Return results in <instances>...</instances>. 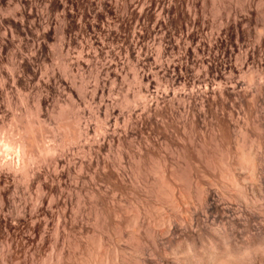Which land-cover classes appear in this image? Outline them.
<instances>
[{"label":"rangeland","instance_id":"rangeland-1","mask_svg":"<svg viewBox=\"0 0 264 264\" xmlns=\"http://www.w3.org/2000/svg\"><path fill=\"white\" fill-rule=\"evenodd\" d=\"M206 1L203 0L202 4L200 0L203 6L199 4V14L206 25L204 31L198 30L197 37L201 33L199 38L211 39L214 46L210 51L199 52L198 55L191 52V56H186L183 49L171 51L168 47L169 52L159 57L156 49L158 43L151 42V58L148 57L149 62L145 60L140 67L151 74L154 83L150 86L135 77V71H132L133 57L124 50H118L117 45L123 43L122 40L106 39L107 48H104L103 53L99 51L96 54L92 36L86 35L81 41L82 47L80 43L73 45L67 55L65 49L60 53V29L53 32L55 34L49 42L53 52L46 59L38 61L41 69L46 67L47 71L59 70L63 75L65 68L77 72L83 67V78L89 80L90 88L100 69L102 80L105 86L108 85L104 91L105 104L100 119L106 118V103L109 104L112 99L116 100L114 103L118 102L113 103L114 107L117 106V124L114 121L109 123H112L111 126L107 123L99 141L95 142L94 139L89 143L91 146L86 145L88 149L84 161L93 160L96 147L102 148L101 161L110 164L112 170L108 169L115 175L112 181L121 190L118 192L117 189V199H112L109 190L111 184L105 182L107 185L103 186L104 183H101V202L104 201L102 207L105 209L101 216V228H89L84 212L76 224H86L87 227L83 229L87 232L83 230L82 233L77 229L80 226H77L76 232L79 234L75 232L70 235L82 237V234L85 237L86 233L83 239L87 238L88 241L83 245L54 246V243H47L30 249L26 246L24 249L28 248V252L24 251L27 258L20 264H114L121 260L129 248H132L131 264H264V0ZM42 5L40 9L44 8ZM228 20L232 26L229 25L226 31L224 25ZM184 42L187 40H182V45H185ZM152 43L155 44L152 46ZM82 48L85 55L89 51L92 55H99L100 61H88L85 56L78 69L75 64ZM110 59L116 60L117 64L120 61V73H117L120 75L114 78L116 82L112 80L116 86L106 79V70L103 73L106 68L104 64ZM7 61L3 67L9 73L11 66ZM163 64L165 67L161 66ZM168 64L171 66L168 67ZM41 75L45 76V73ZM17 85L23 94L28 93L19 83L13 85L16 91ZM141 90L147 97L145 102L136 100ZM33 95L34 92L28 93V106L31 108L34 104ZM18 96H14L13 108L19 110L22 104ZM79 104L81 107L76 106L73 112L83 110L85 120L91 119L88 122L93 129L97 124L93 112L89 106L84 108L87 104L81 101ZM73 151L67 153L69 157L65 155L62 158L63 163L60 161L59 169L63 170L65 163L67 166L64 165V171L70 167L75 176V169L71 167L73 162L70 160L81 158L77 149ZM92 155L94 157L89 161ZM64 171H60L62 174L59 177L62 178L63 173L66 175ZM73 175H66L63 180L60 178L61 184L74 187L73 181L70 182ZM57 179H54L55 182ZM127 200L132 203L129 204ZM113 203L117 204L116 207ZM128 209L131 210V216L127 213ZM126 215L132 222L133 230V239L130 238L129 245L126 240L128 233L124 228L128 219ZM51 233L54 232L50 229L46 237L53 236ZM94 236L96 241L91 240L95 239ZM130 245L132 247H127ZM120 248L122 251L128 248L123 251L124 254L121 253L123 256Z\"/></svg>","mask_w":264,"mask_h":264},{"label":"bare ground","instance_id":"bare-ground-1","mask_svg":"<svg viewBox=\"0 0 264 264\" xmlns=\"http://www.w3.org/2000/svg\"><path fill=\"white\" fill-rule=\"evenodd\" d=\"M205 2L207 1L205 0ZM40 3L44 4L42 5ZM199 4L201 5L200 0H0V264H20L25 257L27 258L26 252L24 251L28 249H24L26 246L30 249L32 246L33 248L39 245L42 247V245L47 243H54V246H56V244H62L63 246L68 244L76 246L83 245L85 241H88L86 240L87 238L85 240L83 239L86 237V233L85 237H83L84 235L81 233L82 237L79 235L78 237L71 236L77 229L83 233L85 231L83 228H86L88 225H90L89 228L92 226L91 228L95 230L101 228V216L105 210L104 207H102V202L104 201L101 202L103 193L101 194L102 189L100 185L102 182L104 183V185L102 184L103 186L107 185H105V182L109 185L111 184V189L109 190H111L112 199H117L116 192L118 185H116L115 181H112L115 179L112 178V176L115 177V175H112L113 172H110L108 169L110 168V164L106 165L108 162L104 164L105 162L102 163L101 161L100 152L102 148L96 147V153L95 151L93 152L96 154L95 158H92L94 157L93 155L89 157V161L91 160L90 158L93 160L90 162H88V160L84 161L85 154H87L86 150L88 149L86 145H90L89 143L91 140L94 141V139L95 142L99 141L100 135L104 134L105 127L108 125L111 126L112 123L109 124L110 122L118 120H116V118H118L116 117L117 115L115 116V114H117L115 113V108L117 106L115 105L116 107H114L113 105L116 100L113 101L112 98L109 104L106 103L105 109L107 110V115L106 118H104L105 120L100 119V112L102 106H104L103 104H105V101L103 102L104 91L108 85L105 86L104 79L102 80V70L99 69L100 71L97 70L94 83L92 82L93 84H91L92 86L90 88L88 85L90 84L88 83L89 80H87L86 77L84 78L87 81L83 78V67L80 68L82 66V61L86 58L85 56H87L86 60L88 61L97 60L99 62L100 57L98 58L99 55L96 54L99 51L103 53L106 47V39L111 38L112 40L114 38L115 40L116 38L122 40L123 43L117 45L119 46L118 50H124L127 52V55L130 54L133 57L132 61L134 62L132 67L134 66V68L132 69L134 70L132 71H135V77L140 82H146L147 85L150 86L154 83L151 74L147 71L145 72L140 67L143 66L144 61L150 57L149 51L152 48H150L151 42L158 43L156 49H158L157 53L159 57L168 51V47L171 51L183 49L187 56L190 55L191 52L197 54L207 50L210 51L214 46L211 39H200L199 37L202 36L201 33L200 36L197 37V35H199L197 33L203 30L206 25L204 19L200 17ZM40 5L44 6V8L41 6L43 9H40ZM201 10L202 9H200V12ZM227 19H229V17H227ZM229 23V20L225 21L224 28H226V31L232 26ZM58 28L60 29L58 33L60 34L61 41L60 53L66 50L68 55L73 45L80 43L81 46V41L84 40V36L86 35H89V37L92 36V44L93 46L96 45L95 49H97V51L93 50L95 53L97 52L95 55H92L90 51L85 55V50L82 48L80 57L77 58L78 60L76 59L77 63L74 61L77 68L80 66V70L77 72L65 68V72L62 75V72L60 74L58 69V72L55 71V69L47 71L45 69L46 67H43V71L40 65H38V61L41 58L46 59V57L52 54L51 52L53 51H51L52 49L49 46V42L55 34H53V32L58 30ZM176 35H178V37ZM182 40H187V42H184L185 45H182ZM155 43H152V46ZM109 45L112 46V44ZM113 46L116 48V45ZM111 48L109 49L110 51ZM100 56H102V54ZM159 57L158 59H160ZM128 59L130 60V58ZM86 60L85 62H87ZM6 61L11 66V68H9V73H6L3 67ZM65 61H67V59ZM115 61L116 60L113 61L112 59L109 61L107 60L106 64H104L106 68L103 67L104 65H101L102 68H105L103 69V73L105 72L104 70H106V79L108 78L110 83L112 80L116 82L114 78L120 75L117 74L120 73L118 70L120 61L118 64L116 63L117 61ZM161 66H164V64ZM170 66L171 65L168 64V67ZM44 73L45 76H42L41 74ZM78 79L80 81H78ZM18 83L22 84L24 86L23 89L28 91V93H35V96H32L34 100L32 108L29 107L30 105L28 106L30 99L28 93L23 94L18 85L19 89L17 88V91L15 90L13 85ZM112 83L114 84V82ZM154 86H156V84ZM14 90L21 100L22 105L19 107L20 111L18 108H13L14 96L16 95ZM142 91L143 90L138 94L139 99L136 100L145 102L147 97L145 98ZM115 96L117 95L115 94ZM63 101L70 103L71 106L68 103V105H63ZM80 101L83 104L85 103L84 105L87 104L84 108L89 106L90 110L93 112V117L97 120L95 121L97 124H95V127L93 125V129L88 122L89 119L85 120L86 115L82 112L83 110L80 109V111L78 110L79 112H73L75 107L80 105ZM10 115L11 117L9 118ZM89 121H91V119ZM107 123L108 125L106 126ZM53 124L55 126H53ZM91 129L93 132H91ZM101 140L102 139H100V141ZM74 148L77 149L81 158H78V160L74 157L78 162L73 160L74 158H71L73 161L70 160V162H73L71 167L75 169V176L71 173L73 169L70 170V167L64 171L67 166L65 163L64 165L66 166L63 165L62 167L64 169H59L60 164L63 163L62 158L68 155L67 153L73 151ZM75 151H73V153ZM74 154H76V152ZM70 162L68 161V163ZM69 165H71V163ZM115 165L116 163L114 166ZM60 171H64L66 175H68L67 177L73 175L71 181H69H73L74 187H72L73 185L71 188L68 187V185L61 184V177H59V175L62 173H60ZM64 175L63 173V176ZM63 176L62 178H65ZM54 179H57V183ZM128 189H130V187H128ZM112 199L110 201H112ZM130 199L132 198L130 197ZM113 201L117 203L116 200ZM129 202H131V200L128 201V203ZM115 203L113 204L116 207L117 204L115 205ZM128 205L126 206L128 207ZM129 207L132 208L130 205ZM110 210H112V208ZM130 211L131 210L127 212L129 216L132 214ZM84 212L86 213L87 221L85 220V222L87 226L86 224L83 226V223L80 225L76 224L79 222V216H83ZM127 216L128 215H126V217ZM131 224L132 222L130 218H128L124 225L128 233V239L126 238V240L129 241L128 245L131 242L130 238L133 236ZM77 226L80 227L77 228ZM50 229L51 232H54L51 233L53 236L46 237V233L50 231ZM118 229L116 231H119ZM77 233L78 232H76V234ZM87 235H89V233ZM94 238L95 239H90L96 241L97 239L95 236ZM121 240L122 239H120V241ZM127 247H132V245ZM127 249L123 248V251ZM58 250L60 251V249ZM123 251L121 249L120 254L123 253ZM123 254H121V256H123ZM123 257L118 262L116 261V263L131 264L132 248H129ZM126 261L127 263H125Z\"/></svg>","mask_w":264,"mask_h":264}]
</instances>
